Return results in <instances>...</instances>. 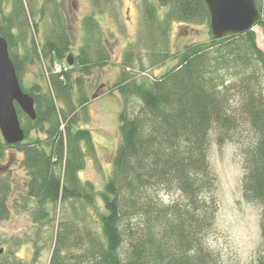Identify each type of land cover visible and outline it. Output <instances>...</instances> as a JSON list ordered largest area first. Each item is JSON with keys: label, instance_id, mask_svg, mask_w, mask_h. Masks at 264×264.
I'll list each match as a JSON object with an SVG mask.
<instances>
[{"label": "trees", "instance_id": "1", "mask_svg": "<svg viewBox=\"0 0 264 264\" xmlns=\"http://www.w3.org/2000/svg\"><path fill=\"white\" fill-rule=\"evenodd\" d=\"M90 2L79 55L72 68L57 73L56 64L72 55V34L58 0H0V36L37 113L32 121L17 106L26 139L10 146L0 133V162L9 149L23 155L29 178L23 205H34L37 229L53 227L61 207L70 213L58 222L49 264H220L208 247L220 211L211 150L245 136L243 198L263 207L264 249V95L255 87L264 52L256 33L215 39L204 0H168L166 7L144 0L145 52L126 53L109 89L122 99L120 141L104 189L97 191L80 176L96 150L91 132L77 125L89 103L86 79L112 60L96 16L117 11L118 0ZM256 4L262 15L256 27L264 37V0ZM174 23L206 26L210 38L173 53ZM43 62L48 88L27 90L24 75ZM169 63L160 77L137 79L132 72L137 67L145 75ZM233 91L241 94L235 104ZM12 185L10 176L0 175V223L10 218ZM164 196L172 199L167 203ZM26 245L34 248V264L41 253L38 239ZM0 264L10 263L0 258ZM257 264H264V256Z\"/></svg>", "mask_w": 264, "mask_h": 264}, {"label": "rangeland", "instance_id": "2", "mask_svg": "<svg viewBox=\"0 0 264 264\" xmlns=\"http://www.w3.org/2000/svg\"><path fill=\"white\" fill-rule=\"evenodd\" d=\"M58 2L72 34L71 56L75 58L83 46V21L91 14L92 5L90 0H58ZM143 2L144 0H118L115 5L117 11L96 16L102 27L103 40L112 53V60L110 66L95 70L94 74L86 79V95L89 103L79 115L77 129L90 131L94 141L96 155L87 157L86 167L80 176L84 182H91L97 191L104 189L106 176L111 173L113 158L120 141L119 114L123 107L122 99L118 94H109V89L120 77L126 53L145 52ZM128 8L129 14H127ZM253 31L256 33L259 48L264 52L262 30L255 27ZM209 38V29L206 26L174 23L171 27L170 48L175 53L186 44L208 41ZM38 40L40 41L39 38ZM172 65L169 63L149 69L145 75L140 74L137 67L132 72L137 74V79H151L160 77ZM72 67L66 61L58 63L55 72L60 73ZM47 68L44 62L30 66L22 79L24 88L29 90L34 85H40L46 90L48 76L44 78L42 72L47 71ZM77 76L79 74L75 73L74 77ZM255 87L264 95V71ZM231 95L234 104L241 98L239 92L233 91ZM36 136L45 138L42 134H32V137ZM247 137H241L238 141L227 143L222 147L214 144L211 150L210 162L218 178L216 194L220 211L208 240V247L220 264H257L259 257L264 256L261 234L263 207L248 204L243 198L242 184L245 171L241 145L248 144ZM22 160L21 153L9 149L5 159L0 162V169L3 168L0 175L10 176L13 183V193L8 203L10 218L0 223V249H5L3 259L10 264H16L18 261L16 256L24 264H33L34 248L26 244H33L38 239L41 253L39 260L34 264H49L58 222L65 214L68 216L70 213L65 212L61 207L53 227L37 229L30 214L34 205L30 204L29 208L23 205L29 178L21 167ZM171 199V196H164L167 203ZM90 217L96 218L95 214H90ZM19 244L24 246L18 249Z\"/></svg>", "mask_w": 264, "mask_h": 264}, {"label": "water", "instance_id": "3", "mask_svg": "<svg viewBox=\"0 0 264 264\" xmlns=\"http://www.w3.org/2000/svg\"><path fill=\"white\" fill-rule=\"evenodd\" d=\"M156 1L162 7L168 5V0ZM204 2L210 15V30L215 39L253 31L262 17L256 0H204ZM67 64L74 65L71 56L68 57ZM17 106L32 121L37 119L34 98L23 91L11 60L8 43L0 36V133L4 142L10 146L23 143L26 139Z\"/></svg>", "mask_w": 264, "mask_h": 264}, {"label": "flooded vegetation", "instance_id": "4", "mask_svg": "<svg viewBox=\"0 0 264 264\" xmlns=\"http://www.w3.org/2000/svg\"><path fill=\"white\" fill-rule=\"evenodd\" d=\"M129 11H130V9L128 8V9H127V14H129ZM71 57H72V56H71ZM72 60H73V57H72ZM0 170H1V169H0ZM2 170H3V168H2ZM4 255H5V249L2 248V249H0V258H3Z\"/></svg>", "mask_w": 264, "mask_h": 264}]
</instances>
